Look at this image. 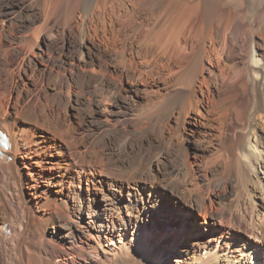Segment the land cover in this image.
Segmentation results:
<instances>
[{
	"label": "bare ground",
	"instance_id": "bare-ground-1",
	"mask_svg": "<svg viewBox=\"0 0 264 264\" xmlns=\"http://www.w3.org/2000/svg\"><path fill=\"white\" fill-rule=\"evenodd\" d=\"M223 3L0 0V264H264V11Z\"/></svg>",
	"mask_w": 264,
	"mask_h": 264
},
{
	"label": "rangeland",
	"instance_id": "rangeland-1",
	"mask_svg": "<svg viewBox=\"0 0 264 264\" xmlns=\"http://www.w3.org/2000/svg\"><path fill=\"white\" fill-rule=\"evenodd\" d=\"M223 7L225 8V9H228L229 7V9H232L231 11H233V12H238V11H240V10H244L245 12H246V15L247 16H251V15H257V16H255V17H258L259 15H258V13L260 14L261 12H263L264 11V0H249L248 2H244L243 0H224V3H223ZM126 34H129V31L128 32H126ZM124 40L125 39V37H124V35H121V37H120V40ZM36 61V62H35ZM188 61V59H186L184 62H183V67L185 66L184 65V63L187 65V62ZM34 63L37 65V66H42V59L40 60V58L39 59H34ZM133 83L131 82V83H128L127 81H126V83H124L123 84V87L125 88V89H129V88H131V87H134V86H136V84H134V85H132ZM138 87H142L143 85H137ZM206 111V110H205ZM206 113H207V111H206ZM131 117V116H130ZM193 118L194 117H192V120H193ZM133 119V118H132ZM191 120V119H190ZM191 122H194V121H191ZM194 126L193 125H191V124H189L188 123V130L190 131V128H193ZM189 131H187L188 133V138H189V141H191L190 143H189V145L190 146H193V143H192V141H200V142H202V143H204L203 145L204 146H207V144H208V140H206V139H208V138H206V137H204V138H202L203 136H202V134L201 133H196L195 135H190V132ZM199 139V140H198ZM202 141H201V140ZM205 139V140H204ZM160 141H158V143H159ZM207 142V143H206ZM192 148V147H191ZM146 150H144V152H143V161L144 162H148L149 161V165H154L155 164V162L157 161V159H158V155L160 154V157L162 158V159H166V158H168L169 157V155H166L165 157H163V154L162 153H160V150L157 148V147H155V148H151V150H150V148H145ZM156 149V150H155ZM191 150H193V149H191ZM128 152H129V150H128ZM154 154H153V153ZM157 152H158V154H157ZM52 153V152H51ZM145 153V154H144ZM147 153V154H146ZM151 153V154H150ZM162 154V155H161ZM151 155V156H150ZM42 156H44V158L46 159V157H48L49 158V156H48V154H47V152L46 153H43V155ZM50 157L52 158V156L50 155ZM156 157V158H155ZM140 159H141V157H139ZM146 159V160H145ZM150 159V160H149ZM155 159V160H154ZM169 160L171 159V157L170 158H168ZM168 159H166L167 160V162H169V160ZM174 159V158H173ZM154 160V161H153ZM17 162H18V160H17ZM93 167V168H92ZM90 169H92V170H95V167L94 166H90ZM19 172V174H21V172H22V170H19L18 171ZM57 174H61L62 176L60 177L59 176V179L57 178ZM53 175H54V177H55V180L54 181H50V185H52V183L53 184H55L56 182H59V181H63L64 182V179L66 178L65 176H63V170L62 169H57V171L55 172L54 171V173H53ZM237 182H239V180H237ZM65 184V183H64ZM76 184V183H75ZM74 184V185H75ZM77 185V184H76ZM133 184H130V186H132ZM148 185L149 184H145V185H142L141 183H139L138 184V188H137V190H138V192H140L142 189L141 188H143V187H148ZM64 186L65 185H63V187L62 188H64ZM235 186V185H234ZM84 187H86V185H84V184H82L81 183V187H79V188H84ZM150 187H152L151 189H155V186L154 185H151ZM149 187V188H150ZM158 187L159 188H162V186H160V185H158ZM127 188V187H126ZM127 189H132V188H127ZM127 189H121V190H115V192L117 193V192H119V191H122V198H125V196H126V192H127ZM163 189V188H162ZM24 191H25V189H24ZM164 191L166 192V190L164 189ZM87 192L89 193V190H87ZM231 193V192H230ZM232 194V193H231ZM230 194V196L228 197V198H226V200H224L225 201V203H230L229 201H231V198H233L234 197V195H231ZM169 195V194H168ZM90 196V195H89ZM88 196V198H92V197H89ZM157 196H159V194H158V192H157ZM160 197V196H159ZM213 197H215V196H213ZM54 198V201H58L59 200V196H56V197H53ZM70 198H72V197H70ZM177 201H178V203H179V205L181 206L182 205V207H184V205L181 203V202H179V200L177 199ZM67 202H68V200H67ZM261 203V200H259L258 199V203ZM24 210V212H25V209H23ZM197 215V217L199 218V216H198V214H196ZM178 220L179 221H172V220H168V219H166L165 218V224H166V226H167V224L168 225H173V228L174 227H177V226H174L175 224H179V222H181V224H179V225H182V222L183 223H185V225L186 226H184L183 228H181L180 230H178L176 233H181V232H183V231H188V230H191V231H193L194 232V230L195 231H197V229H196V221L194 220V218L192 219L191 217H189L188 215H183V214H181V213H178ZM165 217H167V216H165ZM188 217V218H187ZM200 220H203V219H201V218H199ZM157 221V220H156ZM156 221H154V225L156 224ZM212 221V220H211ZM216 223V222H215ZM157 224H159V222L157 221ZM217 224V223H216ZM163 226L164 225H161V227L163 228ZM190 226V227H189ZM201 227H202V231L200 232V234H198L197 235V237L195 238L196 239V241L197 242H202V241H205L206 239H209L211 236L213 237V236H217L218 235V233H214L212 230H210V232H208L207 230H208V225L206 224V223H204V225H200ZM216 226H218V228H219V225H216ZM221 229L223 228V229H226L225 227H220ZM207 229V230H206ZM227 230V229H226ZM234 234H235V236H233L234 237V240H236V241H238V242H240V243H242L243 245H246L247 246V244L249 243V241H251V239H249V238H245L244 237V239H239V236L237 235L238 233H235L234 232ZM158 236H160V235H158ZM180 238H181V241L183 242V241H186L185 240V238H189V237H187V236H180ZM218 239V238H217ZM224 239H225V241H227L228 240V236L226 235V236H224ZM223 239V240H224ZM246 240H248V243H246L245 241ZM163 242H165V236L164 235H162L161 237H158V239L156 240V242L154 243V245L155 246H159V244L161 245ZM233 243V242H232ZM253 244H255L256 245V243H253ZM181 245H183V244H181ZM255 245L253 246V245H251V246H247L248 247V252H250L251 250L253 251L254 250V247H255ZM189 246V245H188ZM230 247V248H229ZM228 247V249L230 250L231 249V247H232V245H230ZM228 250V251H229ZM35 251H37V250H35ZM130 252V251H129ZM43 252H38V254H39V256H41V257H43V255H44V253L42 254ZM175 256V255H174ZM173 256V257H174ZM173 257H171L170 259H172ZM261 258V257H260ZM175 259V258H174ZM261 260V259H260ZM263 260V259H262ZM262 260H261V262H262ZM164 264V263H163Z\"/></svg>",
	"mask_w": 264,
	"mask_h": 264
}]
</instances>
